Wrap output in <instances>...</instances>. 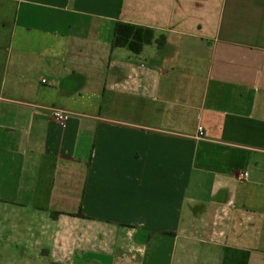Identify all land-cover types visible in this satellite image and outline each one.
<instances>
[{
	"label": "crops",
	"instance_id": "0c3cea01",
	"mask_svg": "<svg viewBox=\"0 0 264 264\" xmlns=\"http://www.w3.org/2000/svg\"><path fill=\"white\" fill-rule=\"evenodd\" d=\"M0 264H264V0H0Z\"/></svg>",
	"mask_w": 264,
	"mask_h": 264
},
{
	"label": "trees",
	"instance_id": "16d2710c",
	"mask_svg": "<svg viewBox=\"0 0 264 264\" xmlns=\"http://www.w3.org/2000/svg\"><path fill=\"white\" fill-rule=\"evenodd\" d=\"M155 42L161 47L164 43V38L154 37L152 29L142 26H137L124 22H116L113 35L111 38V47H126L133 53H139L143 45ZM79 215H81L79 213Z\"/></svg>",
	"mask_w": 264,
	"mask_h": 264
},
{
	"label": "built area",
	"instance_id": "2783aa9c",
	"mask_svg": "<svg viewBox=\"0 0 264 264\" xmlns=\"http://www.w3.org/2000/svg\"><path fill=\"white\" fill-rule=\"evenodd\" d=\"M44 81V80H43ZM52 116L60 123L69 116V113L63 110L53 109L51 112ZM202 128L198 127V135H201ZM247 172H244L241 176H246Z\"/></svg>",
	"mask_w": 264,
	"mask_h": 264
}]
</instances>
